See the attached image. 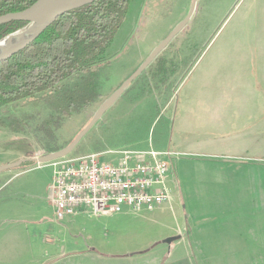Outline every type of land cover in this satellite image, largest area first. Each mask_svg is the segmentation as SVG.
<instances>
[{
    "label": "rangeland",
    "instance_id": "1",
    "mask_svg": "<svg viewBox=\"0 0 264 264\" xmlns=\"http://www.w3.org/2000/svg\"><path fill=\"white\" fill-rule=\"evenodd\" d=\"M190 5L187 9V0L132 1L107 51V60L100 65L102 98L78 115H72L68 119L62 118L58 126L48 131L42 130L40 122L50 113L42 106H22L17 103L1 108L0 120L5 123L0 124V166L32 158L38 153L48 154L67 146L88 123L98 107L178 26L175 25V21L185 13V10H188L186 15L188 14ZM234 18V13H231L227 19V25L230 26ZM197 19L202 27L206 16L195 14V18L187 24L186 33L174 38L168 44L166 53L162 54V57L171 59L178 65V69L167 83L168 94L160 97L159 90L155 87V83L153 84L154 80L140 74L115 104L87 131L79 144L67 156L68 158L98 154L102 156L99 158L101 162L116 164L123 151L169 152L172 147L180 152L220 155L226 150H231L232 154L239 155L242 151L250 150L251 143L243 148L242 145L233 146L232 143L225 141L217 143L213 141L209 143L214 144L213 146L203 144L201 147L200 140L204 137L199 135L191 138V140H198V143L192 141L186 144L180 142H174V145L169 144L170 117L176 102L180 104L191 95L209 56L217 53L222 43L227 45V55H230L233 49L232 41H202L196 31L190 36L189 31L193 30V24ZM204 28L205 26L201 33ZM182 77H184L182 82L178 84L176 78ZM185 82L182 92L177 95L178 91H176L168 106L166 104L168 101L164 100L168 99L169 93L173 92L177 86V89H181ZM229 112L224 111L225 114ZM184 113L186 114L185 111ZM12 119L19 121V130L7 126ZM175 125L177 126L178 122H175ZM255 144H261L257 147V151L258 155L262 156L263 144L257 142ZM162 159L167 161L170 167L172 166L171 177L174 180L170 181V195L172 193V201L178 202V205L172 202V209H167L166 212L161 210L134 212L125 208L117 215L96 216L86 211L73 217L57 220L49 199L48 187L52 180V168L48 166L49 163L21 165L7 170L10 172H1L0 200L10 199L0 208V217H6L9 220V224L6 225L12 226L11 229L17 231L15 232L17 244L20 241L23 244L27 237L31 241L30 249L28 246L21 249L17 245V261L25 262V259L30 258L33 262H46L62 253L80 247L86 248V246L106 250H134L137 245L144 246L149 241L160 239L166 232L167 226L182 225L183 213L187 214L194 209L195 214H200L199 205L188 204L199 201L203 190L201 185L207 177L206 166L213 165L209 164L211 159L187 156L183 153L173 154L171 158L162 157ZM221 160L217 157L211 161L223 162ZM235 160L238 158L226 159L228 162H235ZM219 176L222 180L226 175L220 173ZM216 177L217 175L214 174L210 176V180L216 181L218 179ZM213 187L214 189L208 192L216 195L217 189ZM109 219L117 223V229L108 226ZM4 223L6 221L0 222V225ZM110 229L116 231H108Z\"/></svg>",
    "mask_w": 264,
    "mask_h": 264
},
{
    "label": "crops",
    "instance_id": "2",
    "mask_svg": "<svg viewBox=\"0 0 264 264\" xmlns=\"http://www.w3.org/2000/svg\"><path fill=\"white\" fill-rule=\"evenodd\" d=\"M190 4L192 0H187V9ZM187 11L175 25L184 20ZM231 13L235 18L229 26L226 22ZM195 14H203L206 19L202 27L198 19L194 22L190 36L196 31L202 41H232L233 49L227 55V45L222 43L218 52L209 56L191 95L180 104L176 102L170 117L169 144H186L195 141L191 138L199 135L204 137L200 140L201 147L203 144L213 146L209 144L213 141H225L243 148L251 143L250 150L239 155L232 154L231 150L214 155L180 152L171 147L169 153L172 155L168 158L183 153L207 160L218 157L223 162L209 160L213 165L206 166L207 177L201 185V197L198 202L188 204L199 205L200 214H195L194 209L191 213H183V224L167 226L160 239L144 246L137 245L134 250L86 246L46 262H33L30 258L21 262L17 261V245L21 249L25 246L30 249L31 241L27 237L23 244L22 241L17 244V231L6 225L9 224L6 217H0V222L6 221L0 225V264H264V154L258 155L257 147L261 144H255L262 143L264 153V0H196L187 24ZM187 24L174 38L186 33ZM183 78H176L178 84ZM186 82L181 89L177 86L169 93L168 106L176 91L177 95L182 92ZM225 110L230 112L225 114ZM175 122H178L177 126ZM232 158L238 160L226 161ZM220 173L226 175L222 180ZM214 174L218 178L216 181L210 180ZM171 175L172 166L167 183L170 191V181L174 180ZM213 186L217 189L216 195L208 192L214 189ZM9 199H1L0 208ZM172 202L178 205L176 200L170 199L155 210L166 212L172 209ZM108 226L117 229V223L112 219ZM174 236L179 239L171 244L161 240Z\"/></svg>",
    "mask_w": 264,
    "mask_h": 264
},
{
    "label": "trees",
    "instance_id": "3",
    "mask_svg": "<svg viewBox=\"0 0 264 264\" xmlns=\"http://www.w3.org/2000/svg\"><path fill=\"white\" fill-rule=\"evenodd\" d=\"M36 1L0 0V16L21 12ZM132 1L95 0L67 12L31 44L1 62L0 109L17 103L42 106L50 111L40 122L42 130L48 131L62 118L78 115L98 102L102 98L100 65L107 60V51ZM26 26L27 22L20 21L0 25V40ZM167 48L141 73L154 80L160 97L168 94L167 83L178 69L175 61L162 57ZM18 122L12 119L7 126L19 130Z\"/></svg>",
    "mask_w": 264,
    "mask_h": 264
},
{
    "label": "built area",
    "instance_id": "4",
    "mask_svg": "<svg viewBox=\"0 0 264 264\" xmlns=\"http://www.w3.org/2000/svg\"><path fill=\"white\" fill-rule=\"evenodd\" d=\"M169 152L120 153L118 162H101L98 154L65 157L49 163L52 180L50 202L55 219L80 211L92 215L119 214L125 208L150 212L171 199L167 185Z\"/></svg>",
    "mask_w": 264,
    "mask_h": 264
},
{
    "label": "water",
    "instance_id": "5",
    "mask_svg": "<svg viewBox=\"0 0 264 264\" xmlns=\"http://www.w3.org/2000/svg\"><path fill=\"white\" fill-rule=\"evenodd\" d=\"M94 1L95 0H37L30 7L21 12L9 13L0 16V25L12 21L28 23V26L25 28L17 30L0 40V63L9 59L12 55L31 44L59 16L91 4ZM195 5L196 0H192V5L184 20L179 23V25L152 50L140 66L98 107L88 123L77 133L67 146L48 154L38 153L32 158H26L12 164L0 166V173L17 168L26 163L42 165L67 157L79 144L87 131L110 107L115 104L122 94L130 87L133 81L154 61L159 53H161V51L168 46L171 40L183 29L192 16ZM177 239H179V236L168 237L163 240V243L171 244Z\"/></svg>",
    "mask_w": 264,
    "mask_h": 264
}]
</instances>
